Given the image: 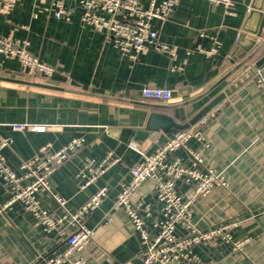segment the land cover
<instances>
[{
    "label": "crops",
    "instance_id": "1",
    "mask_svg": "<svg viewBox=\"0 0 264 264\" xmlns=\"http://www.w3.org/2000/svg\"><path fill=\"white\" fill-rule=\"evenodd\" d=\"M264 0H234L233 14L207 0H181L167 21L153 22L161 42L172 54L151 51L137 60L123 56L105 32L82 22V9L73 1L70 19L54 17V10L36 0H18L8 16L0 15V36L27 41L28 52L56 68L49 79L29 76L16 59L0 55V77L51 84L93 95L120 98L134 103L77 95L0 81V138L13 141L12 150H3L7 164L18 170L21 160L36 156L49 144L58 151L74 139L84 145L50 177L54 193L68 201L77 212L100 189L107 195L101 207L90 214L86 225L95 231L94 240L77 255L87 264H140L145 248L124 210H113L114 202L131 181V169L141 155L165 144L173 132L151 131L147 124L157 112L186 125L212 100L231 90L203 124L209 147L203 153L207 167L228 178L229 189L217 188L200 197L192 207L191 223L206 231L215 225L238 221L235 240H247L243 252H232L218 241L194 249L196 264H264V92L257 86L256 74H242L221 83L209 95L187 106L153 110L145 103L177 105L192 100L223 78L233 65L229 60L241 49L239 35L245 28L254 30L259 18L250 15L252 6ZM50 5V4H49ZM218 47L214 56L205 52ZM263 56L257 58L260 60ZM264 67V65L262 66ZM165 88L173 92L169 103L147 102L144 88ZM193 127V126H191ZM185 130V129H184ZM190 147L197 149L196 140ZM109 156H111L110 159ZM176 157L189 164L185 151ZM106 160L114 164L91 184L79 174L92 162L87 178ZM156 180L145 182L134 195V206L145 217L151 235L159 232L163 220ZM181 192L189 187L178 184ZM44 209L61 215L50 195L40 192ZM10 191L0 181V209L10 200ZM112 214V221L107 215ZM66 229V231H69ZM62 228L51 232L35 226L33 215L21 204H12L0 213V264H35L45 257L64 251L67 244ZM179 235L186 234L182 227Z\"/></svg>",
    "mask_w": 264,
    "mask_h": 264
},
{
    "label": "built area",
    "instance_id": "2",
    "mask_svg": "<svg viewBox=\"0 0 264 264\" xmlns=\"http://www.w3.org/2000/svg\"><path fill=\"white\" fill-rule=\"evenodd\" d=\"M18 0H0V15L8 16ZM45 7L54 10L56 19H70L72 10L66 8L67 1L75 2L82 9V22L95 30L105 32L112 40L115 48L131 60L139 55L155 51L172 54L170 47L161 42L159 34L153 28L155 21H167L174 14L181 0H36ZM224 7L226 15L233 14L234 0H207ZM50 4V5H49ZM28 42L16 40L14 37L0 36V55L7 59H16L29 76L42 79L51 78L56 68L31 55ZM218 47L205 52L214 56ZM257 86L264 92V67L255 72ZM147 102L169 103L173 92L165 88L147 87L141 92ZM204 119L193 127L177 130L167 142L159 146L152 154H145L135 143L130 147L141 155V161L131 169V181L118 194L113 210H124L130 222L139 234L145 248L140 264H196L198 257L194 249L201 245L215 244L218 241L230 246L232 252H243L246 240H235L234 232L239 222L229 221L215 225L206 231L199 230L191 223L192 207L200 197L208 196L213 190L229 189L226 176L205 165L203 153L209 147L204 133ZM199 143L197 149L190 147V142ZM13 141L0 138V181L10 191V200L0 209V213L12 204L19 203L35 219V226L51 232L62 228V235L67 237V248L50 256H39L35 264H87L77 254L94 240L95 231L86 225L87 217L101 207L107 195L102 188L77 212L68 209V201L54 193L50 186V177L67 162L72 155L84 145L83 139H74L58 151L47 144L39 149L36 156L29 160H21L18 170L7 164L3 150H12ZM180 150L186 152L189 164L176 157ZM109 156L108 159H110ZM92 162L87 163L80 172L86 181L82 188L93 183L98 176L114 163L106 160L96 167L93 176L87 178ZM148 180H156L157 196L162 204L163 220L159 222V232L151 235L146 227V220L134 206V195ZM189 187L181 192L178 184ZM40 192L47 193L57 203L61 215L44 209L38 198ZM264 216V207L259 211ZM112 221V214L107 215ZM182 227L186 234L179 235L177 228ZM66 231V229H69Z\"/></svg>",
    "mask_w": 264,
    "mask_h": 264
},
{
    "label": "water",
    "instance_id": "3",
    "mask_svg": "<svg viewBox=\"0 0 264 264\" xmlns=\"http://www.w3.org/2000/svg\"><path fill=\"white\" fill-rule=\"evenodd\" d=\"M257 14L259 18V23L254 30H249L245 28L243 32L239 35L237 40V46L241 49V52H237L234 57L229 60V63L233 65V68L223 77L221 78L213 87L207 90L202 95L186 101L177 105H156L152 103H145L146 106L150 107L153 110H169L187 106L203 97L209 95L214 89H216L221 83L227 80H235L237 77H240L242 74H252L255 73L258 68H261L264 65V2L261 6H252V12L250 15ZM263 56L260 60L256 61L257 58ZM0 81L12 82L21 85H25L28 87H36L46 90H53L59 92L72 93L77 95H93L88 92L77 91L72 89H65L58 86H54L51 84L37 83L35 82V78L31 81L26 80H16L10 78L0 77ZM231 90H226L223 94H220L217 98L212 100L207 106L203 108L190 122L186 125L177 124L173 118L160 113L151 114L147 127L151 131H163L170 132L172 129L174 130H184L188 129L191 126H195L200 123L204 119L208 117L223 101L229 96ZM102 99H108L118 102L124 103H134L128 100H123L120 98H111L106 96H99ZM174 97V96H173Z\"/></svg>",
    "mask_w": 264,
    "mask_h": 264
}]
</instances>
